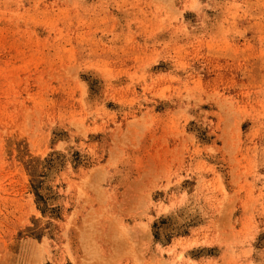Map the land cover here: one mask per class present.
<instances>
[{
	"label": "rangeland",
	"instance_id": "374dc122",
	"mask_svg": "<svg viewBox=\"0 0 264 264\" xmlns=\"http://www.w3.org/2000/svg\"><path fill=\"white\" fill-rule=\"evenodd\" d=\"M0 264H264V0H0Z\"/></svg>",
	"mask_w": 264,
	"mask_h": 264
}]
</instances>
